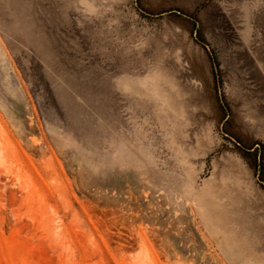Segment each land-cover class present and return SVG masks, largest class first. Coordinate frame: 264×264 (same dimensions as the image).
I'll list each match as a JSON object with an SVG mask.
<instances>
[{"label": "rangeland", "instance_id": "374dc122", "mask_svg": "<svg viewBox=\"0 0 264 264\" xmlns=\"http://www.w3.org/2000/svg\"><path fill=\"white\" fill-rule=\"evenodd\" d=\"M0 264H264V0H0Z\"/></svg>", "mask_w": 264, "mask_h": 264}]
</instances>
